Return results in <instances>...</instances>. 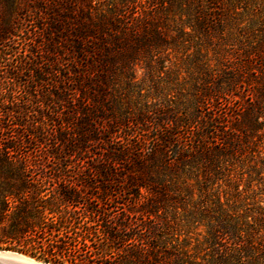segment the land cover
Wrapping results in <instances>:
<instances>
[{
  "label": "trees",
  "instance_id": "trees-1",
  "mask_svg": "<svg viewBox=\"0 0 264 264\" xmlns=\"http://www.w3.org/2000/svg\"><path fill=\"white\" fill-rule=\"evenodd\" d=\"M0 250L264 264V0H0Z\"/></svg>",
  "mask_w": 264,
  "mask_h": 264
},
{
  "label": "water",
  "instance_id": "water-1",
  "mask_svg": "<svg viewBox=\"0 0 264 264\" xmlns=\"http://www.w3.org/2000/svg\"><path fill=\"white\" fill-rule=\"evenodd\" d=\"M0 260L3 261H18L22 262L24 264H47L43 263L40 261H37L33 258L26 257L22 254L19 253H5V252H0Z\"/></svg>",
  "mask_w": 264,
  "mask_h": 264
},
{
  "label": "rangeland",
  "instance_id": "rangeland-1",
  "mask_svg": "<svg viewBox=\"0 0 264 264\" xmlns=\"http://www.w3.org/2000/svg\"><path fill=\"white\" fill-rule=\"evenodd\" d=\"M138 75H139V77H140V76H141V73L139 72ZM0 252L19 253V254H22V255H24V256H26V257L33 258V257H31L30 255H27V254H24V253H20V252L15 251V250H0ZM33 259L37 260L36 258H33ZM37 261H40V260H37ZM40 262L45 263L44 261H40ZM47 264H50V263H47ZM65 264H66V263H65Z\"/></svg>",
  "mask_w": 264,
  "mask_h": 264
},
{
  "label": "bare ground",
  "instance_id": "bare-ground-1",
  "mask_svg": "<svg viewBox=\"0 0 264 264\" xmlns=\"http://www.w3.org/2000/svg\"><path fill=\"white\" fill-rule=\"evenodd\" d=\"M5 253H10V252H5ZM0 264H24V263L18 262V261H3V260H0Z\"/></svg>",
  "mask_w": 264,
  "mask_h": 264
}]
</instances>
